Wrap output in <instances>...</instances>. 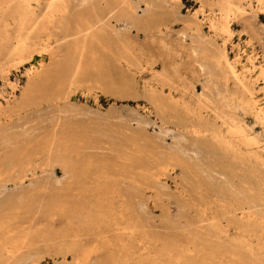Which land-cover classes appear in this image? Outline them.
Masks as SVG:
<instances>
[{
    "label": "rangeland",
    "instance_id": "374dc122",
    "mask_svg": "<svg viewBox=\"0 0 264 264\" xmlns=\"http://www.w3.org/2000/svg\"><path fill=\"white\" fill-rule=\"evenodd\" d=\"M4 184L0 264H264V0H0Z\"/></svg>",
    "mask_w": 264,
    "mask_h": 264
},
{
    "label": "bare ground",
    "instance_id": "6f19581e",
    "mask_svg": "<svg viewBox=\"0 0 264 264\" xmlns=\"http://www.w3.org/2000/svg\"><path fill=\"white\" fill-rule=\"evenodd\" d=\"M66 11V10H65ZM231 13V11H230ZM63 20V19H62ZM102 21V19H97L96 21H85L83 23H80L77 25V27L75 28L74 31H72L71 33L65 35V37H63L64 41L65 39L69 36H75L76 39H75V42L76 43H80V46L83 47L85 45V42L90 38V37H93V35L97 34L96 32V26L98 23H100ZM24 23L21 24V27H23ZM68 27V26H67ZM69 28V27H68ZM18 36V34H17ZM18 38V37H17ZM92 41V40H91ZM28 43V42H27ZM26 47H27V44L25 42V40L23 39H20L19 42L16 44V46L14 47V49H12L11 51L8 52V56H12V55H18V54H21L23 53L25 50H26ZM44 51V50H43ZM60 54V48L57 47L56 49H54L52 52H51V58L53 59H56V57H58ZM39 71V70H38ZM39 78L38 80L40 79V77L42 76L43 73H39ZM36 78V76H35ZM37 80V81H38ZM34 83H31L27 89L25 90V92L23 93V96H22V100L24 101L28 95L30 94L31 90L33 89L34 87ZM36 85V84H35ZM38 86V85H37ZM35 86V87H37ZM39 90V89H38ZM34 91V89H33ZM31 98V97H30ZM65 175H69V167H66L65 168ZM23 174H20L18 177H17V180H24L23 179ZM6 183V182H5ZM31 185L29 186H33L34 185V182H30ZM34 187V186H33ZM1 191H0V195L4 193V190L5 189H8L9 188V185L8 184H4V185H1L0 186ZM34 223V222H33ZM1 247V245H0ZM257 260V259H256ZM259 261V260H258Z\"/></svg>",
    "mask_w": 264,
    "mask_h": 264
}]
</instances>
